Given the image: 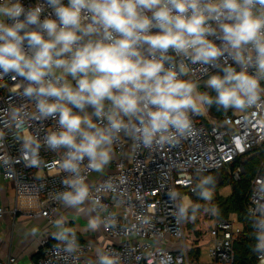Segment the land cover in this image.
<instances>
[{"label": "clouds", "instance_id": "obj_1", "mask_svg": "<svg viewBox=\"0 0 264 264\" xmlns=\"http://www.w3.org/2000/svg\"><path fill=\"white\" fill-rule=\"evenodd\" d=\"M257 5L264 8V0H44L30 7L0 0V79L14 73L22 82L13 90L36 100L40 118L58 115L62 130L47 143L69 149L65 170L78 171L87 156L99 171L121 131L149 145L158 134V142L171 139L170 128L183 134L189 111L204 105L256 104L264 76V14H254ZM45 6L52 13L41 19ZM225 53L240 71L227 66L223 76L209 77L215 97L181 79L190 71L185 61L216 66ZM88 107L106 123L94 122ZM86 195L80 187L64 198L75 204ZM258 226L257 250H264V219Z\"/></svg>", "mask_w": 264, "mask_h": 264}, {"label": "built area", "instance_id": "obj_2", "mask_svg": "<svg viewBox=\"0 0 264 264\" xmlns=\"http://www.w3.org/2000/svg\"><path fill=\"white\" fill-rule=\"evenodd\" d=\"M21 2L30 7L44 0ZM253 12L264 14V8L257 5ZM51 13L52 9L45 6L41 19ZM210 23L217 27L215 22ZM209 39L221 44L219 39ZM168 55L175 54L170 49ZM180 59L176 58L177 64ZM185 63L190 71L181 79L190 80L196 84L197 92L209 96L213 89L206 85L208 77L223 76L227 66L240 71L227 53L216 66ZM248 72L252 75L256 70L250 67ZM13 75L0 79V197L2 182H12L15 200L10 212L45 220L47 238L36 264H89L93 255L102 262L103 258L111 259L113 264H197L204 247L209 264H236V243L241 240L244 224L236 214L205 219L202 222L209 220L211 226L204 235L196 227L194 232H201L197 242L188 234L187 221L191 207L199 205L191 199V205L186 206L184 196L196 193L197 184L204 183L210 175L217 176L220 182L217 172L222 169L235 166L231 175L240 180L246 172L243 161L248 156L261 160L245 200L248 222L254 233L261 234L258 225L264 219V76L259 77L262 91L256 104L230 107L219 118L211 105H205L206 116L202 110L189 111L191 127L183 134L170 128L171 139L158 142V134L151 144L145 145L142 138L121 131L109 146L115 156L113 168L94 180L96 171L89 167L87 156L77 162L78 171L63 168L69 149L47 143L49 135L62 130L58 115L40 118L36 100L24 97L23 88L13 90L22 82V78L14 79ZM85 111L92 113L91 107ZM91 118L101 125L106 123ZM80 187L86 189L89 207L101 221L107 240L103 245L80 241L72 227L59 218L65 207L73 205L65 200V193L75 195ZM5 212L0 204V219ZM197 249L201 254L195 260L193 252ZM256 262L264 264V250H257ZM3 264L18 261L11 256Z\"/></svg>", "mask_w": 264, "mask_h": 264}, {"label": "crops", "instance_id": "obj_3", "mask_svg": "<svg viewBox=\"0 0 264 264\" xmlns=\"http://www.w3.org/2000/svg\"><path fill=\"white\" fill-rule=\"evenodd\" d=\"M110 153L112 152L109 149ZM2 183L0 204L6 208V212L0 219V264L7 262L11 256L16 257L18 264H36V255L47 238L48 228L45 226V220L10 212L15 200L14 186L10 181ZM59 218L72 227L80 241L100 245L107 243L101 221L91 211L86 198L80 203L65 207ZM60 228L66 232L64 227ZM89 264L103 262L97 255H93L89 258Z\"/></svg>", "mask_w": 264, "mask_h": 264}, {"label": "trees", "instance_id": "obj_4", "mask_svg": "<svg viewBox=\"0 0 264 264\" xmlns=\"http://www.w3.org/2000/svg\"><path fill=\"white\" fill-rule=\"evenodd\" d=\"M216 95L217 93L213 90L211 97H215ZM211 107L213 114L218 118L221 117L222 113L226 111V109H224L222 106H218L215 103L211 104ZM261 154L262 157H264V153ZM260 161L261 160L259 157L248 156L243 161L246 172L241 176L240 180L237 181L234 180L231 175V170L235 166L230 169V173H228L226 169H222L217 172V175H219L220 178V185H230L232 192L228 197L221 196L217 193L210 203L211 207H213V210L209 209L210 206L204 205L206 203V200L203 195L199 196L196 193L191 194V199L199 205L198 208L191 207V216L187 221L188 234H190L195 239V241H199V239L197 238L201 236V232H194L197 226H195L190 231L189 225L192 226L195 223V221L192 219L196 217V215L200 217V215L203 214L207 217L205 219H222L229 218L232 214H236L238 219L244 224V232L241 240L236 243V264H257L256 253L257 240L259 236L253 232L250 223L248 222L247 214L245 211V200L246 195L249 191L250 180L256 173ZM41 252L42 248L37 253L36 260L41 255ZM200 254V250H195L193 252V258L197 260Z\"/></svg>", "mask_w": 264, "mask_h": 264}, {"label": "rangeland", "instance_id": "obj_5", "mask_svg": "<svg viewBox=\"0 0 264 264\" xmlns=\"http://www.w3.org/2000/svg\"><path fill=\"white\" fill-rule=\"evenodd\" d=\"M209 79V77L207 78V80ZM206 80V81H207ZM201 110L204 112V115H207V112L205 111V105L202 106ZM91 116V113L89 114ZM92 117V116H91ZM110 155V159L108 161L107 164H104L101 168V170L96 171L93 178L94 180H97L99 178H101L104 174H106L111 168H113V163H114V159L115 156L112 155V153L109 154ZM114 156V157H113ZM228 173H230V170H227ZM231 186L230 185H219L216 188L211 189L210 191H208L207 193H205L203 196L205 197L206 203L204 204L205 206H210L209 209L213 210V207H211L210 203L212 202V199L216 196V194H220L221 196L224 197H228L231 194ZM184 201H185V205L186 206H190L191 205V196H184ZM208 204V205H207ZM205 218H207L206 216H204L203 214L200 215V217H198L196 215V217H194L192 220L195 221V223L190 226L189 225V229L190 231L195 227L198 226L199 230L202 231V234L204 235L207 231V229L211 226V222L209 220L202 222ZM199 219V220H198ZM188 231V230H187ZM189 236V235H188ZM189 240H191L190 236H189ZM202 242V241H201ZM210 263V258L207 255V250L206 247L203 248V257L201 258L200 262H198L197 264H209Z\"/></svg>", "mask_w": 264, "mask_h": 264}, {"label": "water", "instance_id": "obj_6", "mask_svg": "<svg viewBox=\"0 0 264 264\" xmlns=\"http://www.w3.org/2000/svg\"><path fill=\"white\" fill-rule=\"evenodd\" d=\"M221 183L218 181V177L215 175H210L206 178L204 183H198L196 186V194L201 196L210 191L213 188H216Z\"/></svg>", "mask_w": 264, "mask_h": 264}]
</instances>
